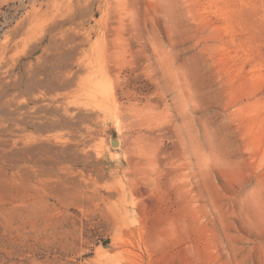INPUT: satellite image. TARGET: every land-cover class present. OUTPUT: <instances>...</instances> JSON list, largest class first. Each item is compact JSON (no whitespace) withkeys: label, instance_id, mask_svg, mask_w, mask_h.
<instances>
[{"label":"rangeland","instance_id":"1","mask_svg":"<svg viewBox=\"0 0 264 264\" xmlns=\"http://www.w3.org/2000/svg\"><path fill=\"white\" fill-rule=\"evenodd\" d=\"M0 264H264V0H0Z\"/></svg>","mask_w":264,"mask_h":264},{"label":"water","instance_id":"2","mask_svg":"<svg viewBox=\"0 0 264 264\" xmlns=\"http://www.w3.org/2000/svg\"><path fill=\"white\" fill-rule=\"evenodd\" d=\"M113 144H115V145L117 144V140L116 139L113 140Z\"/></svg>","mask_w":264,"mask_h":264}]
</instances>
